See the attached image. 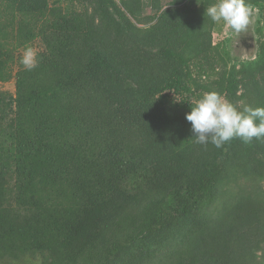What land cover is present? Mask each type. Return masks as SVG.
Wrapping results in <instances>:
<instances>
[{
  "label": "trees",
  "instance_id": "1",
  "mask_svg": "<svg viewBox=\"0 0 264 264\" xmlns=\"http://www.w3.org/2000/svg\"><path fill=\"white\" fill-rule=\"evenodd\" d=\"M213 2L0 0V264H264V138L185 118L264 106V0L245 59Z\"/></svg>",
  "mask_w": 264,
  "mask_h": 264
},
{
  "label": "clouds",
  "instance_id": "2",
  "mask_svg": "<svg viewBox=\"0 0 264 264\" xmlns=\"http://www.w3.org/2000/svg\"><path fill=\"white\" fill-rule=\"evenodd\" d=\"M205 13L211 21L223 22L235 33L245 31L252 16L246 0H215L207 6ZM212 43H216L213 35ZM37 55L35 49L26 47L20 63L31 71L38 66ZM185 118L191 124L195 143L205 146L211 143L220 148L234 138H239L246 144L253 138H264V106L238 107L216 91L203 94L185 114Z\"/></svg>",
  "mask_w": 264,
  "mask_h": 264
},
{
  "label": "rangeland",
  "instance_id": "3",
  "mask_svg": "<svg viewBox=\"0 0 264 264\" xmlns=\"http://www.w3.org/2000/svg\"><path fill=\"white\" fill-rule=\"evenodd\" d=\"M52 1V0H50ZM63 4H66L67 0H62ZM252 10L251 22L245 31L240 33H235L231 29L227 28L224 24L221 29V32L218 30L213 31V36L215 41L223 40L224 38L229 39L230 49L236 57L239 58H249L255 54L256 51V33L255 26L257 20V11ZM223 38V39H222ZM4 89H12V82L9 81L1 85Z\"/></svg>",
  "mask_w": 264,
  "mask_h": 264
}]
</instances>
